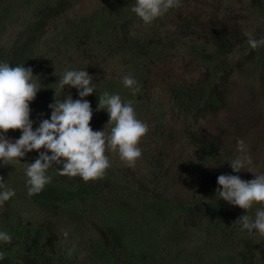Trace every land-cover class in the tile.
<instances>
[{"label":"trees","instance_id":"16d2710c","mask_svg":"<svg viewBox=\"0 0 264 264\" xmlns=\"http://www.w3.org/2000/svg\"><path fill=\"white\" fill-rule=\"evenodd\" d=\"M82 2L0 0V63L23 64L38 76L33 130L50 120L56 99H80L77 89L59 86L65 72L88 71L95 84L85 98L90 127L111 134L107 111L97 110L105 92L131 101L149 129L142 157L129 167L118 151L107 152L111 167L89 182L51 168V183L33 196L26 168L39 153L0 163V177L15 192L0 206V231L11 236L0 242V264H264V235L234 224L247 214L255 219L264 205L247 213L216 191L220 175L254 179L233 171L237 157L250 156L264 173V128L248 155L237 149L238 138L254 139L262 117L252 115L246 129L235 122L219 128L220 110L237 101L223 95L229 75L242 69L237 54L250 64L243 82L252 73L263 91L262 105L252 109L264 112V46L253 50L247 42L264 38V0H181L151 25L132 11L135 0L96 1L84 14ZM129 74L140 88L135 95L123 83ZM6 135L14 142L22 133Z\"/></svg>","mask_w":264,"mask_h":264},{"label":"clouds","instance_id":"9594fccd","mask_svg":"<svg viewBox=\"0 0 264 264\" xmlns=\"http://www.w3.org/2000/svg\"><path fill=\"white\" fill-rule=\"evenodd\" d=\"M181 6V0H135L132 11L144 22L151 25L169 10ZM249 46L255 50L264 46V38L248 39ZM32 68L23 64L12 66L0 63V163L4 166L21 163L27 153L37 151L39 158L27 164L26 176L28 195L42 192L51 183L48 170L55 168L60 176L79 177L84 182L101 180L111 167L107 152H117L129 167H135L142 157L139 147L148 134V125L137 119L132 102H122L117 94L105 92L99 96L97 110H106L114 126L111 134L93 131L90 123L93 110L86 97L95 93L93 77L85 70H69L58 81L65 86L78 90L80 99L73 100L71 95L49 105L51 118L44 119L33 130L30 119V104L35 101L42 85L35 80ZM123 83L135 95L140 91L137 81L129 74ZM19 130L22 135L14 142L6 135L9 131ZM41 149L46 151L41 152ZM237 149L244 153L247 146L243 139H237ZM51 155H48V153ZM234 172L252 173L254 179L245 181L239 175H220L217 178L220 188L217 196L230 205L246 210L248 213L254 205H264V173L259 172L250 156L237 157L230 162ZM59 166V167H54ZM0 206L15 195L7 189L0 177ZM234 224L251 234L264 235V209H258L255 219L248 214L241 216ZM0 242L10 243L11 236L0 231ZM71 255V253H69ZM0 259L3 254L0 253Z\"/></svg>","mask_w":264,"mask_h":264},{"label":"rangeland","instance_id":"374dc122","mask_svg":"<svg viewBox=\"0 0 264 264\" xmlns=\"http://www.w3.org/2000/svg\"><path fill=\"white\" fill-rule=\"evenodd\" d=\"M96 1L101 0H83L82 4L80 5V9H82V13L85 12H92L98 6L96 5ZM225 9L227 7L225 6ZM224 11L226 12V10ZM244 53H240L234 56V61L239 62L242 61V69L236 70L232 72L228 79L223 84V95L225 97V102L230 97L231 102L236 101L232 106H230L229 101L227 104L222 107L220 110V118H219V128L225 129V127L229 128L230 125L232 126L234 122L236 124H241L243 129L248 128V123L251 119V116L254 115L256 117H262L259 121H256V127L253 137L254 139L244 140L247 146V151L245 152L247 155L249 153V148L254 144L256 139L260 137L259 131H262L264 128V112L260 111V109L254 108L256 104L261 106L262 105V89L255 84L252 78L255 76L251 73V76L248 80L249 84L243 82L245 78L246 69L250 66L248 59L243 56ZM76 59V57H74ZM253 82L254 84H251ZM241 97V98H240ZM230 102V103H231ZM238 110V111H236ZM261 113V114H260ZM261 143V141H260ZM264 148L263 143L260 144V148ZM257 160L260 159V155H257Z\"/></svg>","mask_w":264,"mask_h":264}]
</instances>
